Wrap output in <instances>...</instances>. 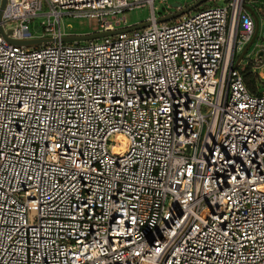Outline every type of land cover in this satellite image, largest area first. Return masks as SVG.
I'll return each instance as SVG.
<instances>
[{
	"label": "built area",
	"instance_id": "1",
	"mask_svg": "<svg viewBox=\"0 0 264 264\" xmlns=\"http://www.w3.org/2000/svg\"><path fill=\"white\" fill-rule=\"evenodd\" d=\"M171 1L0 0V264H264V0Z\"/></svg>",
	"mask_w": 264,
	"mask_h": 264
},
{
	"label": "rangeland",
	"instance_id": "2",
	"mask_svg": "<svg viewBox=\"0 0 264 264\" xmlns=\"http://www.w3.org/2000/svg\"><path fill=\"white\" fill-rule=\"evenodd\" d=\"M176 1L183 2L184 5L188 3V5L193 3V0H172L171 3ZM225 0H208L202 6H210V5H217V4H225ZM157 11L163 12V6L161 3L157 2ZM175 10V9H174ZM173 10V11H174ZM196 9H193L192 12H195ZM151 14V10L148 6H141L135 7L132 10L126 11V17L128 21V25L132 26L138 24L144 20H146ZM63 25L64 29L69 34H87L91 33L99 27V22L96 18L92 17H72L65 15L63 17ZM261 30L264 28L259 29V33L257 34L256 38L254 39L250 48H254L255 52H257V43L264 42V33H260ZM241 56V53L237 55V58ZM255 58V53L252 55V59L250 60L248 67H250V72L246 75V78L249 79L252 83L255 84L257 89L264 90V67L263 63L259 61L253 60ZM248 69V68H247ZM248 70H246L247 72Z\"/></svg>",
	"mask_w": 264,
	"mask_h": 264
},
{
	"label": "water",
	"instance_id": "3",
	"mask_svg": "<svg viewBox=\"0 0 264 264\" xmlns=\"http://www.w3.org/2000/svg\"><path fill=\"white\" fill-rule=\"evenodd\" d=\"M7 0H2V8H4L5 4H6ZM206 1L208 0H198L197 2L189 5L186 8L174 11L168 15H165L163 17H160L157 19V22H164V21H169L172 19H175L177 17H180L181 15L188 13L190 11H192L193 9H196L197 7H200L202 4H204ZM180 2H175L173 3V8L176 9L180 6ZM1 14V13H0ZM151 24V21H143L141 23L135 24L131 27L125 28V29H121V30H115V31H104V32H96V33H88V34H75V35H68V36H64L61 38L62 41H86V40H90V39H94V38H100L103 36H107L110 34H115L118 32H131L134 30H139L142 28H145L147 26H149ZM257 35V30L255 33V36L253 38V40L247 45V47L245 48L244 52L242 55H244L248 49L250 48V46L252 45L255 37ZM7 36V34H6ZM13 43L18 44V45H24V46H37L43 43H47V42H51L54 41L53 38H35V39H29V40H11Z\"/></svg>",
	"mask_w": 264,
	"mask_h": 264
},
{
	"label": "trees",
	"instance_id": "4",
	"mask_svg": "<svg viewBox=\"0 0 264 264\" xmlns=\"http://www.w3.org/2000/svg\"><path fill=\"white\" fill-rule=\"evenodd\" d=\"M247 68H248V69H247ZM247 68L243 71L244 76H245V81H246V83H247L248 88H249L252 92H256V91H257V88H256L255 84L252 83L251 81H249L248 78H246V75L248 74V72L251 71V70H250V67H247ZM246 70H248V71L246 72Z\"/></svg>",
	"mask_w": 264,
	"mask_h": 264
},
{
	"label": "bare ground",
	"instance_id": "5",
	"mask_svg": "<svg viewBox=\"0 0 264 264\" xmlns=\"http://www.w3.org/2000/svg\"><path fill=\"white\" fill-rule=\"evenodd\" d=\"M123 137L122 136H120V139H122Z\"/></svg>",
	"mask_w": 264,
	"mask_h": 264
},
{
	"label": "flooded vegetation",
	"instance_id": "6",
	"mask_svg": "<svg viewBox=\"0 0 264 264\" xmlns=\"http://www.w3.org/2000/svg\"><path fill=\"white\" fill-rule=\"evenodd\" d=\"M201 6H202V5H201ZM197 8H199V7H197ZM197 8H196V9H197Z\"/></svg>",
	"mask_w": 264,
	"mask_h": 264
}]
</instances>
